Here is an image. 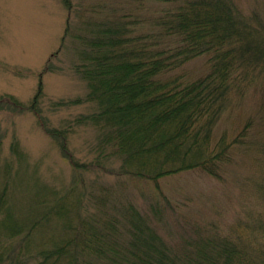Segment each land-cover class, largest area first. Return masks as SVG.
<instances>
[{"label": "trees", "instance_id": "trees-1", "mask_svg": "<svg viewBox=\"0 0 264 264\" xmlns=\"http://www.w3.org/2000/svg\"><path fill=\"white\" fill-rule=\"evenodd\" d=\"M63 3L73 14L71 0ZM84 24L71 36L68 22L65 36L76 44L73 69L87 94L55 105L94 106L76 120L99 132L90 162L76 160L68 147L72 125L62 131L44 123L37 103L42 87L29 105L5 95L0 107L33 112L78 174L117 181L78 178L62 194L34 202L37 212L17 219L4 209L19 175L8 162L0 191V264H264V246L251 250L214 226L181 221L161 186L166 177L195 170L220 179L241 147L264 160V97L262 124L249 118L230 143L227 132L214 142L218 125L251 91L264 90V14L246 13L236 0H179L152 19L147 34L124 14L102 11V19ZM201 56L208 57L205 76H170ZM255 130L257 137L246 140ZM11 150L25 160L19 142ZM131 184L151 187L142 206L129 195ZM170 214L177 216L173 227ZM51 224L53 234L45 230ZM14 240L17 245L5 247Z\"/></svg>", "mask_w": 264, "mask_h": 264}, {"label": "rangeland", "instance_id": "rangeland-1", "mask_svg": "<svg viewBox=\"0 0 264 264\" xmlns=\"http://www.w3.org/2000/svg\"><path fill=\"white\" fill-rule=\"evenodd\" d=\"M63 2L0 0V98L14 96L29 105L42 87V94L37 96L41 118L50 129L64 131L72 125L68 147L74 158L85 164L93 158L92 151L99 132L93 127L78 125L76 120L90 115L94 106L55 105L84 99L87 94L86 84L73 69V64L77 62L76 44L73 38L65 36L68 22L73 32L71 36H75L78 34L75 30L78 32L86 27L85 21L102 19V11L104 14H124L136 28L147 34L152 19L174 8L179 0H71L75 8L71 15ZM236 2L246 13L260 11L264 14V0ZM79 15L80 19L77 18ZM207 62V56L198 57L170 76H181L184 81L197 80L207 74ZM47 66L50 72H45ZM249 94L232 116L218 125L214 142L227 132L226 139L230 143L243 130L249 118L257 119L255 125L263 123L259 121L258 113L264 90L259 88ZM0 108V138L3 140L0 148V191L5 186L3 169L11 162L13 173L19 172V175L10 185L3 207L12 210L17 219L37 212L34 202L46 201L43 198H51L55 193L62 194L78 178L86 183L93 179L105 184L117 181L114 177L96 173L78 174L64 158L57 142L39 126L33 112H21L10 106ZM255 137L256 130L246 140ZM15 141L19 142L25 155V160L21 162L15 155L12 156ZM255 153L244 147L236 150V157L233 156L230 164H225L220 179L211 178L199 170L163 179L162 189L178 208L179 219L214 226L222 234L239 239L251 250L263 248L264 160ZM150 190L147 184H131L128 187L134 203L140 206ZM168 219L171 227L177 222V216L173 214ZM53 228L55 224L45 230L53 234L50 230ZM18 242L9 241L5 247Z\"/></svg>", "mask_w": 264, "mask_h": 264}]
</instances>
